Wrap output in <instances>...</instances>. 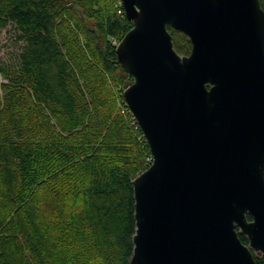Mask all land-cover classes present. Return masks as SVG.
Masks as SVG:
<instances>
[{"label": "water", "instance_id": "95a60500", "mask_svg": "<svg viewBox=\"0 0 264 264\" xmlns=\"http://www.w3.org/2000/svg\"><path fill=\"white\" fill-rule=\"evenodd\" d=\"M122 98L152 158L132 181L128 264L264 257V11L258 0H119ZM167 27L185 35L175 52ZM239 236L246 239L243 244Z\"/></svg>", "mask_w": 264, "mask_h": 264}, {"label": "trees", "instance_id": "16d2710c", "mask_svg": "<svg viewBox=\"0 0 264 264\" xmlns=\"http://www.w3.org/2000/svg\"><path fill=\"white\" fill-rule=\"evenodd\" d=\"M9 25L21 49L0 86V264H128L132 181L150 157L115 54L132 24L119 0H0Z\"/></svg>", "mask_w": 264, "mask_h": 264}, {"label": "rangeland", "instance_id": "374dc122", "mask_svg": "<svg viewBox=\"0 0 264 264\" xmlns=\"http://www.w3.org/2000/svg\"><path fill=\"white\" fill-rule=\"evenodd\" d=\"M16 31L14 28L9 25L3 29L0 33V86L9 83V78L5 75V72H2V69L9 70L11 65L15 63L17 56L20 53L21 43L17 40ZM3 96L2 89H0V97ZM30 108V107H29ZM31 112V110H29ZM30 119L31 117L28 116ZM39 196L38 202L42 205V200H45L47 197L44 195Z\"/></svg>", "mask_w": 264, "mask_h": 264}, {"label": "built area", "instance_id": "2783aa9c", "mask_svg": "<svg viewBox=\"0 0 264 264\" xmlns=\"http://www.w3.org/2000/svg\"><path fill=\"white\" fill-rule=\"evenodd\" d=\"M134 122H135V121H134ZM135 124H136V122H135ZM146 161H147V164H148V165H150V164H151V162H152V158H151V156H150L149 158H147V160H146Z\"/></svg>", "mask_w": 264, "mask_h": 264}]
</instances>
